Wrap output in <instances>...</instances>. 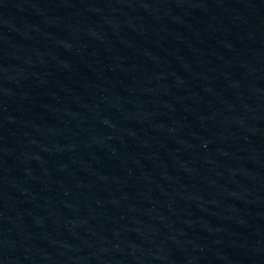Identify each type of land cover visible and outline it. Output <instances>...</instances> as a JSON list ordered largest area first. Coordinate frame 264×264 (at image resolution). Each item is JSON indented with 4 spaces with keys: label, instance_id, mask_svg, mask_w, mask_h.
<instances>
[{
    "label": "water",
    "instance_id": "95a60500",
    "mask_svg": "<svg viewBox=\"0 0 264 264\" xmlns=\"http://www.w3.org/2000/svg\"><path fill=\"white\" fill-rule=\"evenodd\" d=\"M0 264H264V0H0Z\"/></svg>",
    "mask_w": 264,
    "mask_h": 264
}]
</instances>
